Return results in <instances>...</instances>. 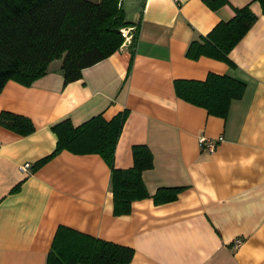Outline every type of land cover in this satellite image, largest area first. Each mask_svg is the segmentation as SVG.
Wrapping results in <instances>:
<instances>
[{
    "label": "crops",
    "instance_id": "obj_1",
    "mask_svg": "<svg viewBox=\"0 0 264 264\" xmlns=\"http://www.w3.org/2000/svg\"><path fill=\"white\" fill-rule=\"evenodd\" d=\"M137 29L109 57L64 83L61 62L25 86L9 80L0 112L29 118L21 136L0 125V264H45L55 231L65 226L133 249L128 264H264V15L256 0H121ZM248 6L256 16L228 54L232 65L201 56L189 43ZM209 73L244 83L224 118L175 94L174 80H204ZM126 110L113 166L133 165V147L145 146L152 167L141 173L149 196L181 188L175 200L133 201L114 213L110 168L94 153L61 150L34 167L56 145L51 127L78 126ZM218 139L215 150L199 146ZM24 164H29L25 170ZM19 185L15 192L11 191ZM239 243L236 244V241Z\"/></svg>",
    "mask_w": 264,
    "mask_h": 264
},
{
    "label": "trees",
    "instance_id": "obj_2",
    "mask_svg": "<svg viewBox=\"0 0 264 264\" xmlns=\"http://www.w3.org/2000/svg\"><path fill=\"white\" fill-rule=\"evenodd\" d=\"M121 0H0V91L9 80L28 86L48 72L49 64L61 60L64 83L78 80L82 69L109 57L124 43L123 30L130 29V47L137 39L136 26L126 20ZM259 2L264 15V0ZM225 0H207L211 8ZM246 5L234 8V16L218 22L206 35L192 40L185 56L210 57L232 65L231 49L255 22ZM243 82L214 73L204 80H174L178 98L204 108L208 114L224 118L232 100L244 91ZM126 110L105 120L101 114L74 126L69 119L54 124L55 149L38 160L39 167L61 150L75 154L94 153L110 168V190L114 213L128 214L133 201L151 197L155 204L176 199L181 188H159L151 196L141 178L152 167V155L145 146L133 147V165L128 169L113 166L114 152ZM0 125L26 136L34 131L29 118L0 112ZM19 185L11 191L15 192ZM133 249L58 226L45 264H128Z\"/></svg>",
    "mask_w": 264,
    "mask_h": 264
},
{
    "label": "built area",
    "instance_id": "obj_3",
    "mask_svg": "<svg viewBox=\"0 0 264 264\" xmlns=\"http://www.w3.org/2000/svg\"><path fill=\"white\" fill-rule=\"evenodd\" d=\"M130 29L123 30V36L125 37V42H130V35H129ZM220 140V138L216 139H209L206 137L201 136L198 139L199 146L205 149L208 152H213L215 150V147L217 145V142ZM29 167V164H24L21 169L25 170ZM239 243V240L236 241V244Z\"/></svg>",
    "mask_w": 264,
    "mask_h": 264
},
{
    "label": "rangeland",
    "instance_id": "obj_4",
    "mask_svg": "<svg viewBox=\"0 0 264 264\" xmlns=\"http://www.w3.org/2000/svg\"><path fill=\"white\" fill-rule=\"evenodd\" d=\"M57 62H61V60H60V59H57V60H56V63H57Z\"/></svg>",
    "mask_w": 264,
    "mask_h": 264
}]
</instances>
